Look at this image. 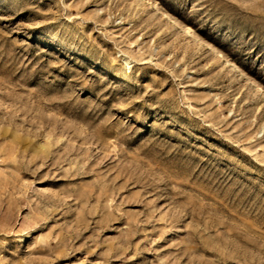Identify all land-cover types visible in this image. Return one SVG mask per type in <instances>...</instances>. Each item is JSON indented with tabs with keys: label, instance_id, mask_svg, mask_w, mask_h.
<instances>
[{
	"label": "rangeland",
	"instance_id": "1",
	"mask_svg": "<svg viewBox=\"0 0 264 264\" xmlns=\"http://www.w3.org/2000/svg\"><path fill=\"white\" fill-rule=\"evenodd\" d=\"M0 264H264V0H0Z\"/></svg>",
	"mask_w": 264,
	"mask_h": 264
},
{
	"label": "bare ground",
	"instance_id": "2",
	"mask_svg": "<svg viewBox=\"0 0 264 264\" xmlns=\"http://www.w3.org/2000/svg\"><path fill=\"white\" fill-rule=\"evenodd\" d=\"M165 14V13H164ZM167 16H169L178 26H180V27H182L183 29H185V31H186V33L187 34H189V35H191L192 37H195L196 36V32H195V30L193 29V28H191L190 26H188V25H182V24H180L179 22H178V20H176L174 17H172V16H170V15H168V14H166ZM209 45H210V43H208ZM211 46V45H210ZM212 47V46H211ZM213 49H214V47H212ZM215 50V49H214ZM216 51V50H215ZM217 52V54L219 55V56H221V57H225L224 55H222V53L220 52V51H216ZM227 61H228V63H230V64H232L233 65V67H235L239 72H241L242 74H245V72L242 70V69H240V67H238L235 63H232V61L231 60H229V59H227Z\"/></svg>",
	"mask_w": 264,
	"mask_h": 264
}]
</instances>
